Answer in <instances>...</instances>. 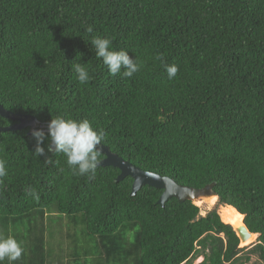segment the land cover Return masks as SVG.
<instances>
[{
    "label": "trees",
    "instance_id": "16d2710c",
    "mask_svg": "<svg viewBox=\"0 0 264 264\" xmlns=\"http://www.w3.org/2000/svg\"><path fill=\"white\" fill-rule=\"evenodd\" d=\"M93 37L140 70L110 74ZM0 105L15 118L0 127L34 117L42 146L51 119H86L133 166L181 186L214 183L259 235L250 252L264 264V0H0ZM27 132H0V233L25 249L14 264H61L65 251L69 264L249 261L215 211L200 217L174 198L161 207L150 186L132 196V178L116 181L113 167L74 175L62 153L35 156Z\"/></svg>",
    "mask_w": 264,
    "mask_h": 264
},
{
    "label": "clouds",
    "instance_id": "9594fccd",
    "mask_svg": "<svg viewBox=\"0 0 264 264\" xmlns=\"http://www.w3.org/2000/svg\"><path fill=\"white\" fill-rule=\"evenodd\" d=\"M87 31L92 33L93 28L90 26ZM90 43L96 49V56L102 58L104 65L108 67L110 74L116 75L123 68V76L130 78L140 70L141 65L136 62V58L133 59L129 56L128 51L112 50L113 41L111 39L93 37ZM73 68L78 74V80L81 84H86L91 80L89 72L82 63H76ZM178 70L176 65L166 66L168 78H174ZM32 135L36 139L33 152L35 156H43L48 162H51L47 153H62L66 156V163L74 175H94L97 167L102 162L99 156L102 151L101 142L104 139V133L102 130L94 129L86 119L76 121L60 116L51 119L48 124V143L45 146H42L46 139L43 130H33ZM7 174L8 170L5 166V161L0 160V183H2V178L7 176ZM29 191L33 198L39 201L38 193L34 189ZM24 252L25 249L22 246V242L12 235L4 236L0 233V264H4L5 260L9 264H14V262L22 258Z\"/></svg>",
    "mask_w": 264,
    "mask_h": 264
},
{
    "label": "water",
    "instance_id": "95a60500",
    "mask_svg": "<svg viewBox=\"0 0 264 264\" xmlns=\"http://www.w3.org/2000/svg\"><path fill=\"white\" fill-rule=\"evenodd\" d=\"M0 116L3 118H10L15 119L11 113L7 110H5L0 105ZM17 122L13 125L6 126V127H0V132H6V131H15V130H21L24 128H28L27 134H31L33 130H37L36 127V119L34 117L30 118H17ZM102 151L100 154L104 156V158L101 160V164L98 167H113L119 170V174L116 178V181H121L126 177L132 178V187H131V195L134 196L136 192L143 186H150L155 189L162 190L161 195L159 196L157 200V204L161 207L165 204L166 201H168L171 198L176 199L178 202H183L186 200L191 201L194 205L195 202L208 199V198H216L218 200V196L213 191L214 183H210L208 185H205L201 189H196L192 187L187 186H181L177 183H175L172 179L164 176L157 175L155 173L149 172V171H143L129 162L123 160L122 158L118 157L116 154H113L108 147L101 145ZM232 209H234L231 206H228ZM236 212H238L236 209H234ZM238 214L241 216L242 220L240 221V226H238L236 229H233L234 233L236 234L237 238L239 239V244L243 245V247L246 245L248 240L250 239L252 234L247 229L244 218L245 216L238 212ZM220 217V215H219ZM221 219V218H220ZM229 225V224H228ZM258 238V234L256 235V239ZM245 244V245H244ZM250 244V243H248ZM251 244H253L251 242Z\"/></svg>",
    "mask_w": 264,
    "mask_h": 264
},
{
    "label": "rangeland",
    "instance_id": "374dc122",
    "mask_svg": "<svg viewBox=\"0 0 264 264\" xmlns=\"http://www.w3.org/2000/svg\"><path fill=\"white\" fill-rule=\"evenodd\" d=\"M209 201L208 200H200V201H197L195 202V205L198 207L199 209V216L200 217H204L206 214L212 212V211H215L217 213V215L219 216V210L220 208L223 206L219 203V200L216 199V201L213 203V205L209 204L208 203ZM224 207V206H223ZM241 219V218H240ZM222 221V220H221ZM241 221V220H240ZM223 222V221H222ZM224 223V222H223ZM225 224V223H224ZM258 240V238H257ZM255 240L254 242L251 241L253 244H251V242H247L246 245L243 247V245L239 244V248L242 249L241 252H239V255L240 256H243V255H247L249 257V261L246 262L245 264H256L258 262V257L255 255V254H251V250L253 248V246L255 244L258 243V241ZM250 243V244H248ZM66 255L65 257L62 259V262L61 264H69V262L71 263V260L72 258L70 257L71 254H68L66 251H65ZM203 260V257H199L197 259L194 260L193 264H198L200 263L201 261Z\"/></svg>",
    "mask_w": 264,
    "mask_h": 264
},
{
    "label": "bare ground",
    "instance_id": "6f19581e",
    "mask_svg": "<svg viewBox=\"0 0 264 264\" xmlns=\"http://www.w3.org/2000/svg\"><path fill=\"white\" fill-rule=\"evenodd\" d=\"M208 200L209 204L213 205V203L216 201V198H208L205 199ZM219 215L221 220L225 223V224H229L230 226L233 227V229H236L238 226H240V220H242L241 216L238 214V212H236L234 209L228 207V206H222L219 210ZM241 218V219H240ZM256 239V235H251L250 239L248 240L249 242L251 241H255Z\"/></svg>",
    "mask_w": 264,
    "mask_h": 264
}]
</instances>
